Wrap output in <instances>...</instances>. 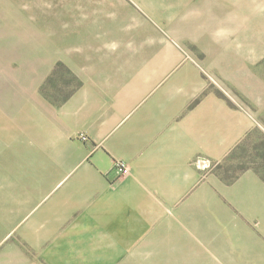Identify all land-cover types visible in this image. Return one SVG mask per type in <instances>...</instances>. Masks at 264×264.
I'll return each instance as SVG.
<instances>
[{
  "label": "crops",
  "instance_id": "1",
  "mask_svg": "<svg viewBox=\"0 0 264 264\" xmlns=\"http://www.w3.org/2000/svg\"><path fill=\"white\" fill-rule=\"evenodd\" d=\"M80 20L52 18L35 80L0 74V264H155L156 244L163 264H201L216 244L264 264V176L217 171L264 135V49L234 42V18L212 64ZM58 64L80 82L62 101L44 93Z\"/></svg>",
  "mask_w": 264,
  "mask_h": 264
},
{
  "label": "rangeland",
  "instance_id": "2",
  "mask_svg": "<svg viewBox=\"0 0 264 264\" xmlns=\"http://www.w3.org/2000/svg\"><path fill=\"white\" fill-rule=\"evenodd\" d=\"M68 11L80 13L79 23L97 24L105 16L108 31L117 29L139 40L147 34H160L208 64L216 59L211 52L223 48L222 42L215 39L221 33H228L227 18H234L232 31L236 44H239L238 35H242L246 48L264 49V0H0V74L6 72L8 81L27 76L35 80L41 72L37 67L40 45L44 51H51L43 45L51 44V20L66 17ZM210 22L220 28L206 35L201 30ZM79 85V80L61 66L48 81L44 93L54 101H62ZM250 87L255 84L251 82ZM237 91L233 93L239 97ZM255 97L264 101V95L257 90ZM250 168L264 176V135H256L246 149L233 153L217 171L231 181ZM156 246L159 247L155 264H163V244ZM213 252L218 253L216 258L202 257L201 264H243L226 255L232 250L224 244H216ZM224 252L226 256H219Z\"/></svg>",
  "mask_w": 264,
  "mask_h": 264
},
{
  "label": "built area",
  "instance_id": "3",
  "mask_svg": "<svg viewBox=\"0 0 264 264\" xmlns=\"http://www.w3.org/2000/svg\"><path fill=\"white\" fill-rule=\"evenodd\" d=\"M83 140H86V138H83ZM195 165L199 170H202V171L210 170L213 166L212 162L210 160H206V159L196 160ZM115 172L121 178H124V177H127L130 175L129 167L123 162H117L116 163Z\"/></svg>",
  "mask_w": 264,
  "mask_h": 264
},
{
  "label": "trees",
  "instance_id": "4",
  "mask_svg": "<svg viewBox=\"0 0 264 264\" xmlns=\"http://www.w3.org/2000/svg\"><path fill=\"white\" fill-rule=\"evenodd\" d=\"M61 66H64V65H62V64H58V67H61ZM57 67V68H58ZM65 67V66H64ZM57 68H56V70H57ZM237 178H235V179H233V180H231V181H229V183H232L234 180H236Z\"/></svg>",
  "mask_w": 264,
  "mask_h": 264
}]
</instances>
